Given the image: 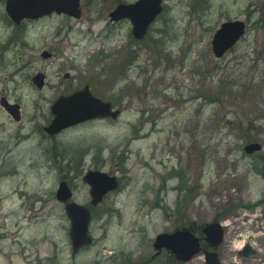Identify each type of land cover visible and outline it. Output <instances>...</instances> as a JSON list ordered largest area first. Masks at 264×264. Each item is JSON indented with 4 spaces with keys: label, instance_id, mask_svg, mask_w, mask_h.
Returning <instances> with one entry per match:
<instances>
[{
    "label": "rangeland",
    "instance_id": "374dc122",
    "mask_svg": "<svg viewBox=\"0 0 264 264\" xmlns=\"http://www.w3.org/2000/svg\"><path fill=\"white\" fill-rule=\"evenodd\" d=\"M163 1L143 41L128 20H109L134 0H80L78 20L51 14L20 26L0 1V98L21 114L14 122L0 105V264H174L152 258L156 234L223 220L222 264H264V203L245 209L264 198L253 167L264 155V0ZM235 19L246 32L218 60L212 35ZM40 72L38 91L31 77ZM84 84L113 102L117 120L45 135L52 101ZM250 141L261 143L259 154L243 153ZM89 169L120 188L92 211L91 245L73 253L55 193L65 182L89 205L81 180ZM254 225L262 258L240 260ZM184 264L205 263L198 255Z\"/></svg>",
    "mask_w": 264,
    "mask_h": 264
},
{
    "label": "water",
    "instance_id": "95a60500",
    "mask_svg": "<svg viewBox=\"0 0 264 264\" xmlns=\"http://www.w3.org/2000/svg\"><path fill=\"white\" fill-rule=\"evenodd\" d=\"M160 4V0H137L134 4L119 5L110 13V19L113 21L127 17L133 25L132 34L134 37L142 39L150 22L161 12ZM79 7V0H6L5 2L6 15L15 25H19L25 19H38V17L52 12L64 13L78 19L80 18ZM243 33L244 23L241 21L222 23L213 36L212 52L216 57H222L224 53L233 48ZM42 56L47 57L48 54L44 52ZM32 82L38 89H41L44 83L43 75L37 74L32 78ZM0 104L15 121L20 119L18 105L8 104L4 98L0 100ZM51 113L54 117L49 123L50 125L44 128V131L53 136L65 127L84 122L87 119L116 118L118 111L112 112L109 103L104 104L101 100L92 97L87 87H84L83 90L75 92L73 95L58 98L51 107ZM259 148V145L248 144L245 151L248 153ZM82 180L90 187L89 195L92 205L100 203L106 193L116 190L119 186L114 176L106 175L101 171H88ZM70 196L71 191L67 184L60 182L56 191V199L65 203ZM65 209L67 217L71 221L69 237L72 242V250L75 252L81 245L91 243L88 237L89 211L73 202L68 203ZM203 233L207 235L206 241L210 245L218 246L222 238L220 224L210 223ZM155 238L153 248H167L183 262L188 261L200 250L199 239L192 236L188 230L158 234ZM205 257L207 264H218L215 254L205 253Z\"/></svg>",
    "mask_w": 264,
    "mask_h": 264
},
{
    "label": "flooded vegetation",
    "instance_id": "af4514ba",
    "mask_svg": "<svg viewBox=\"0 0 264 264\" xmlns=\"http://www.w3.org/2000/svg\"><path fill=\"white\" fill-rule=\"evenodd\" d=\"M259 160L260 161H262L263 162V164L262 165H259V166H253L254 168H256V173H258V174H261V178L262 179H264V155L263 156H260V158H259ZM259 167V168H258ZM221 217V216H220ZM222 224H224V220L223 221H220ZM241 230H243V228L241 227L240 229H239V231H241ZM225 232V231H224ZM257 232H258V229H257V227H255V225L251 228V233L254 235L253 237H252V240H251V242L253 243V241H255V240H259V238H256L255 237V235L257 234ZM200 234V233H199ZM199 236H201L202 237V235H199ZM200 237V239H203V238H201ZM205 243V241H202V244H204ZM255 245V244H254ZM257 248V247H256ZM259 248H257V250H256V253L253 255V257H257L258 256V258H262V255H260L258 252H260V250H258ZM252 257V258H253Z\"/></svg>",
    "mask_w": 264,
    "mask_h": 264
},
{
    "label": "trees",
    "instance_id": "16d2710c",
    "mask_svg": "<svg viewBox=\"0 0 264 264\" xmlns=\"http://www.w3.org/2000/svg\"><path fill=\"white\" fill-rule=\"evenodd\" d=\"M140 264H142V263H140Z\"/></svg>",
    "mask_w": 264,
    "mask_h": 264
}]
</instances>
